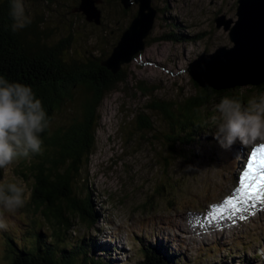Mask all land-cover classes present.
Returning a JSON list of instances; mask_svg holds the SVG:
<instances>
[{"label": "rangeland", "instance_id": "1", "mask_svg": "<svg viewBox=\"0 0 264 264\" xmlns=\"http://www.w3.org/2000/svg\"><path fill=\"white\" fill-rule=\"evenodd\" d=\"M102 1L97 6L101 25L87 21L80 11L82 0H25V7L28 15L45 19L44 27L55 42L70 38L74 56L102 57L112 53L139 8L136 0L128 10L121 0ZM152 2L157 17L148 41L153 44L123 66L127 81L106 95L94 153L76 182L78 198L85 197L84 191L94 197L98 222L90 227L74 220L76 228L70 233L115 244L114 264H140L141 242L168 247L175 264H264V202L250 190L243 193L245 197L234 192L248 149L260 141L248 146L237 142L230 148L204 143V148L176 154L166 145L170 121L160 109H152L182 107L200 93L189 68L205 54L235 46L230 32L219 29L216 20L225 16L236 23L239 0ZM169 34L184 37L175 41L166 38ZM230 91L246 99L264 93L262 86ZM219 100L215 97L205 114ZM72 109L60 111L53 124H65ZM195 150L193 162L188 155ZM16 177L28 184L30 195L23 208L29 210L35 184L31 171L19 163L7 172L0 170L4 183ZM23 208L16 211L19 216ZM24 216L33 217L28 212ZM8 261L0 247V264Z\"/></svg>", "mask_w": 264, "mask_h": 264}, {"label": "trees", "instance_id": "2", "mask_svg": "<svg viewBox=\"0 0 264 264\" xmlns=\"http://www.w3.org/2000/svg\"><path fill=\"white\" fill-rule=\"evenodd\" d=\"M9 10V0H0V74L11 81L31 85L43 100L52 122L50 133L42 135L43 154L19 162L20 167L30 170L35 178L33 203L29 210L22 209L21 216L5 213L9 228L0 230V247L6 252L8 264H114L111 256L116 251L115 244L84 234L74 236L70 231L76 228L74 220L90 227L98 222L94 197L84 191L85 197L78 198L76 182L96 147L102 103L110 91L127 81V75L123 68L114 75L103 65L112 53L102 57L74 56L71 39L55 42L53 34L44 27L45 19L39 15H29L31 23L13 33ZM182 37L184 35L169 34L166 38L177 41ZM146 42L149 46L153 44L148 39ZM199 91L182 107L178 104L152 106L154 110L160 109L170 121L166 145L170 144L176 154L194 147L204 148V143L210 147L219 143L210 135L213 129L201 126L205 115L209 114L205 111L215 97L220 99L226 94H235L232 91L217 94L202 88ZM236 95L246 100L243 95ZM68 106L74 109L66 117V123L55 126L58 113ZM188 157L195 162L196 150ZM173 205L171 201L170 206ZM101 207L104 206L101 204ZM25 212L33 217L24 216ZM141 255L140 264L176 263V257L168 254V247L158 249L141 242Z\"/></svg>", "mask_w": 264, "mask_h": 264}, {"label": "clouds", "instance_id": "3", "mask_svg": "<svg viewBox=\"0 0 264 264\" xmlns=\"http://www.w3.org/2000/svg\"><path fill=\"white\" fill-rule=\"evenodd\" d=\"M9 3L10 28L16 33L25 29L31 19L25 0H9ZM51 122L43 100L31 85L11 81L0 74V170L7 172L21 159L31 160L43 154L42 135L50 133ZM201 126L214 129V138L222 148H230L237 142L248 146L257 141L264 147V93L246 100L224 95L212 106ZM29 195L23 178L16 177L7 183L0 180V230L9 228L5 213L15 214L23 208Z\"/></svg>", "mask_w": 264, "mask_h": 264}, {"label": "water", "instance_id": "4", "mask_svg": "<svg viewBox=\"0 0 264 264\" xmlns=\"http://www.w3.org/2000/svg\"><path fill=\"white\" fill-rule=\"evenodd\" d=\"M100 0H82L80 11L90 23L101 25L102 11L97 7ZM138 13L131 25L122 34L111 57L103 65L114 75L124 65L131 63L147 45L154 28L157 10L152 0H136ZM134 0H122L124 9L135 4ZM238 21L216 20L219 29L230 32L232 48L222 47L212 55H203L193 63L189 72L202 89L214 90L217 94L246 86L264 85V0H239Z\"/></svg>", "mask_w": 264, "mask_h": 264}, {"label": "snow or ice", "instance_id": "5", "mask_svg": "<svg viewBox=\"0 0 264 264\" xmlns=\"http://www.w3.org/2000/svg\"><path fill=\"white\" fill-rule=\"evenodd\" d=\"M242 177L239 182L243 189L264 202V147L254 150L250 157H247L246 167H242ZM253 183L255 187H253Z\"/></svg>", "mask_w": 264, "mask_h": 264}, {"label": "bare ground", "instance_id": "6", "mask_svg": "<svg viewBox=\"0 0 264 264\" xmlns=\"http://www.w3.org/2000/svg\"><path fill=\"white\" fill-rule=\"evenodd\" d=\"M101 2V1H100ZM102 3V2H101ZM255 145H262L260 142H258L257 144H254V146ZM247 151V150H246ZM244 154H245V152H243L242 153V157L244 156ZM248 157H249V155H248ZM240 161H241V157H240ZM245 166V165H244ZM246 167V166H245ZM240 169H241V171H240V176H242V168L240 167ZM238 185H239V187H238ZM238 185L236 186V187H238V188H236L235 187V190H234V192L236 191V192H240V193H242V196L241 197H245L244 195H243V193L245 192V190L243 191V187L241 186V184H240V182H238ZM235 196V195H234Z\"/></svg>", "mask_w": 264, "mask_h": 264}]
</instances>
